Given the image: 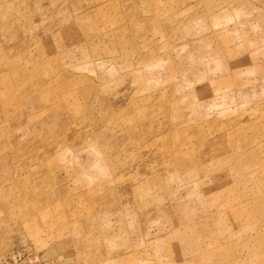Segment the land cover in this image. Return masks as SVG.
<instances>
[{
	"label": "rangeland",
	"instance_id": "rangeland-1",
	"mask_svg": "<svg viewBox=\"0 0 264 264\" xmlns=\"http://www.w3.org/2000/svg\"><path fill=\"white\" fill-rule=\"evenodd\" d=\"M0 264H264V0H0Z\"/></svg>",
	"mask_w": 264,
	"mask_h": 264
}]
</instances>
